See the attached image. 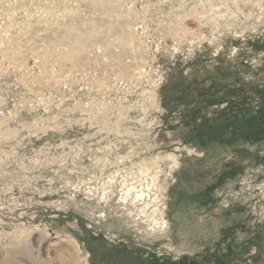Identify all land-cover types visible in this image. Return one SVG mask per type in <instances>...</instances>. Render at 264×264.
<instances>
[{"label": "rangeland", "instance_id": "1", "mask_svg": "<svg viewBox=\"0 0 264 264\" xmlns=\"http://www.w3.org/2000/svg\"><path fill=\"white\" fill-rule=\"evenodd\" d=\"M0 264H264V0H0Z\"/></svg>", "mask_w": 264, "mask_h": 264}, {"label": "bare ground", "instance_id": "2", "mask_svg": "<svg viewBox=\"0 0 264 264\" xmlns=\"http://www.w3.org/2000/svg\"><path fill=\"white\" fill-rule=\"evenodd\" d=\"M129 25V24H128ZM130 26V25H129ZM111 27H114V26H111ZM75 29V28H74ZM72 31H73V29H72ZM72 31H70V32H68V33H71V34H73L74 32H72ZM78 31V30H77ZM67 33V34H68ZM75 33H76V31H75ZM109 33L110 34H112V35H114L117 39H119L120 41H121V43H123V44H127V43H131L132 42V40L134 39L133 37H132V35H131V33L128 35V34H126L125 33V31H123V30H118V29H116L115 27L114 28H110V30H109ZM122 44V45H123ZM126 46V45H125ZM118 80V79H117Z\"/></svg>", "mask_w": 264, "mask_h": 264}]
</instances>
